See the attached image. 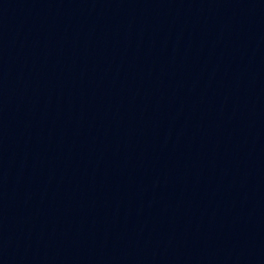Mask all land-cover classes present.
<instances>
[{
	"label": "water",
	"instance_id": "1",
	"mask_svg": "<svg viewBox=\"0 0 264 264\" xmlns=\"http://www.w3.org/2000/svg\"><path fill=\"white\" fill-rule=\"evenodd\" d=\"M0 264H264V0H0Z\"/></svg>",
	"mask_w": 264,
	"mask_h": 264
}]
</instances>
